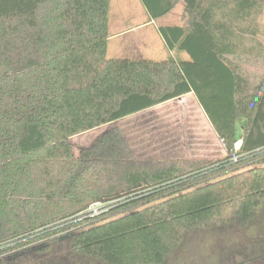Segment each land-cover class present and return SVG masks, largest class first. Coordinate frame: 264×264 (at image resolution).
<instances>
[{
	"label": "trees",
	"instance_id": "trees-1",
	"mask_svg": "<svg viewBox=\"0 0 264 264\" xmlns=\"http://www.w3.org/2000/svg\"><path fill=\"white\" fill-rule=\"evenodd\" d=\"M140 1L148 22L184 3L162 59L110 56L111 0H0V258L166 264L190 230L261 226L264 0ZM188 94L226 156L136 159L118 127L75 154L73 136Z\"/></svg>",
	"mask_w": 264,
	"mask_h": 264
},
{
	"label": "rangeland",
	"instance_id": "rangeland-1",
	"mask_svg": "<svg viewBox=\"0 0 264 264\" xmlns=\"http://www.w3.org/2000/svg\"><path fill=\"white\" fill-rule=\"evenodd\" d=\"M183 11L181 1L171 13L148 22L140 0H111L110 56L162 59L166 54L158 27L181 24ZM116 127L123 131L136 159L192 161L221 158L227 154L222 139L193 94L73 136L71 143L75 154L79 155L100 135ZM241 132L239 129V134ZM260 220L259 227L217 224L190 230L166 264H264V216ZM39 248L42 246L37 244L32 248L11 250L0 258V264L42 262L46 258L38 260L39 255L34 252ZM71 264L105 263L80 259Z\"/></svg>",
	"mask_w": 264,
	"mask_h": 264
},
{
	"label": "built area",
	"instance_id": "built-area-1",
	"mask_svg": "<svg viewBox=\"0 0 264 264\" xmlns=\"http://www.w3.org/2000/svg\"><path fill=\"white\" fill-rule=\"evenodd\" d=\"M101 206H102L101 203H94L89 210L92 211L93 213H97Z\"/></svg>",
	"mask_w": 264,
	"mask_h": 264
},
{
	"label": "crops",
	"instance_id": "crops-1",
	"mask_svg": "<svg viewBox=\"0 0 264 264\" xmlns=\"http://www.w3.org/2000/svg\"><path fill=\"white\" fill-rule=\"evenodd\" d=\"M149 22H153V20L152 21H149ZM109 44H110V39H109ZM109 54H110V45H109Z\"/></svg>",
	"mask_w": 264,
	"mask_h": 264
}]
</instances>
